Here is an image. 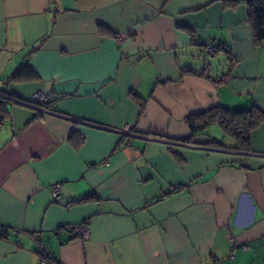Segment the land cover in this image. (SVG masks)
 <instances>
[{
	"label": "crops",
	"instance_id": "obj_1",
	"mask_svg": "<svg viewBox=\"0 0 264 264\" xmlns=\"http://www.w3.org/2000/svg\"><path fill=\"white\" fill-rule=\"evenodd\" d=\"M0 101V264H264V122L185 141L194 112L264 111L245 3L0 0Z\"/></svg>",
	"mask_w": 264,
	"mask_h": 264
},
{
	"label": "trees",
	"instance_id": "obj_2",
	"mask_svg": "<svg viewBox=\"0 0 264 264\" xmlns=\"http://www.w3.org/2000/svg\"><path fill=\"white\" fill-rule=\"evenodd\" d=\"M226 7H235L240 3H245L248 8V21L252 29L253 39L256 44L264 40V0H221ZM220 48V47H218ZM13 78L17 80L35 79L36 74L29 64L20 66ZM2 101H0L1 103ZM47 102V100H46ZM44 102V104H46ZM7 107L0 106V119L4 117ZM191 137L185 141L190 142L198 133L203 132L209 126L218 125L223 133L233 138L234 148L246 150L250 145V133L260 123L264 122V111L252 106L248 109L232 110L223 106L210 107L188 115L185 119ZM170 194V192L161 195V197ZM160 197V198H161ZM91 196H84L78 200L86 201ZM157 198V199H160ZM43 250L41 255L44 254ZM48 254V253H46Z\"/></svg>",
	"mask_w": 264,
	"mask_h": 264
},
{
	"label": "built area",
	"instance_id": "obj_3",
	"mask_svg": "<svg viewBox=\"0 0 264 264\" xmlns=\"http://www.w3.org/2000/svg\"><path fill=\"white\" fill-rule=\"evenodd\" d=\"M119 40L123 39V36H119L118 37ZM216 47L208 44L204 47V52H206L207 54H213L216 51ZM33 98H34V103L37 102V104L40 103H44L47 100V97L45 96V94L41 93V92H35L33 94ZM48 113H54L51 110H45ZM123 133H132L130 131V128L128 126H125L124 128H122L121 130ZM52 195L53 197L56 199L59 196V183H54L52 184ZM71 230L73 232H75L76 234H78L80 236L81 239L85 240L89 237V231L87 229L86 225H81V224H73L70 226ZM244 249H247L248 246H243ZM39 264H61L59 262H57L55 259H53L50 255L44 253L42 255H40V259H39Z\"/></svg>",
	"mask_w": 264,
	"mask_h": 264
},
{
	"label": "water",
	"instance_id": "obj_4",
	"mask_svg": "<svg viewBox=\"0 0 264 264\" xmlns=\"http://www.w3.org/2000/svg\"><path fill=\"white\" fill-rule=\"evenodd\" d=\"M69 201H70V200H62L61 203H62V204H67V203H69Z\"/></svg>",
	"mask_w": 264,
	"mask_h": 264
},
{
	"label": "rangeland",
	"instance_id": "obj_5",
	"mask_svg": "<svg viewBox=\"0 0 264 264\" xmlns=\"http://www.w3.org/2000/svg\"><path fill=\"white\" fill-rule=\"evenodd\" d=\"M207 59H209V58H207Z\"/></svg>",
	"mask_w": 264,
	"mask_h": 264
}]
</instances>
